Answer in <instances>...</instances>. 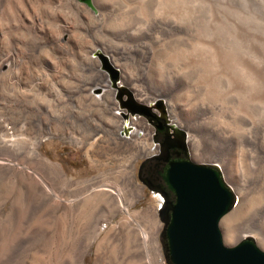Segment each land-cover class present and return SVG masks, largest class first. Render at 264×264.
<instances>
[{"label":"rangeland","instance_id":"obj_1","mask_svg":"<svg viewBox=\"0 0 264 264\" xmlns=\"http://www.w3.org/2000/svg\"><path fill=\"white\" fill-rule=\"evenodd\" d=\"M57 1L90 10L99 4L104 10L103 21L90 36L66 11L73 40H62L61 45L89 58L91 64L81 65L71 57L65 76L48 77V90L43 93L29 92V99L39 98L37 103L49 108L54 117L66 115V123H57V132L20 134L18 41L28 40L22 21L30 18L27 14L40 20L41 4L48 3L0 0V50L13 51L15 56V63L0 69V264H69L72 259L95 264L100 247L99 264L141 263L134 235L119 226L122 213L109 223L100 221L101 234L85 252L84 241L75 247L67 232L53 239L54 230L36 224L31 204L47 194L46 187L61 197V206L66 208L71 199L82 194L84 183L91 185L101 179L124 190L133 201L131 211L154 209L166 264L160 201L135 176L136 162L144 155H134V150L126 147L106 146V136L94 143L99 137L91 136L87 120L98 122L99 114L92 115L93 109L81 92L101 95L103 88L111 94L116 106L113 111L121 119L120 136L128 140L144 139L148 132L151 136L148 114L132 113L122 105L131 98L159 118L166 113L171 123L187 134L191 160L218 165L237 195L235 206L220 222L225 244L234 245L249 236L264 250V0H93V6L79 0ZM42 26L47 27L44 22ZM52 33L55 39L61 38L59 28ZM40 35L38 31L36 38ZM138 40L149 50L144 60L127 46ZM19 46L24 52V46ZM123 47L127 49L123 51ZM72 91L79 92L76 112L70 111L66 98ZM160 94L169 99L157 97ZM142 95L151 99L144 101ZM158 102L163 103L164 113L156 106ZM134 121L136 124L131 123ZM149 140L153 145L151 137ZM194 154L201 159H194ZM42 159L54 166L46 167ZM94 203L90 210L97 209ZM227 217V225L222 226ZM106 237L110 240L100 246Z\"/></svg>","mask_w":264,"mask_h":264},{"label":"bare ground","instance_id":"obj_2","mask_svg":"<svg viewBox=\"0 0 264 264\" xmlns=\"http://www.w3.org/2000/svg\"><path fill=\"white\" fill-rule=\"evenodd\" d=\"M41 2L48 3L41 4V9L42 7L44 9V11L41 12L43 13V16L40 15V17H42L40 20H38L32 16L33 14H27V16L30 18L23 20L22 25L28 31V40L25 43L24 40L23 43L18 41V132L20 134H24L26 132H39L47 134L52 133L53 131L57 132V123H66V115L60 113L58 116L54 117L49 108L37 103V100L39 98L36 100L34 96H31V99H29V92H33L34 94L43 93L48 90V77L60 79L65 76L64 69L67 67V64L69 63L71 57L80 62L81 65L91 64V60H89V58L87 59L86 57L72 52L71 50H64V47H62L61 45L62 40L69 41L73 37L72 30L68 26V21L66 20V18L68 17L64 15L66 11L69 10L70 14H73L75 16V18L80 22L78 27L90 36H94V31L101 27V23L103 21L102 18L104 17V10L99 4H96L93 7V10H90L87 8H82L78 4H58L59 1L57 0H41ZM90 6H93V0H91ZM29 11L31 12L30 8ZM42 22H44V24L46 23L47 27H43ZM56 28L60 29V39H55L54 37H52V32ZM38 31L42 35H44H40L36 38ZM32 34H34L35 37H32ZM25 37L27 38V36ZM133 43L127 46L131 48L132 51L136 50L139 53L140 59L144 60L149 55V50L146 44L141 40H138L135 44ZM20 44L24 46V52H20ZM126 49V47H123V51ZM44 50H46L45 52H47L44 53L45 56L42 55L39 57L38 55H36ZM12 52H10V50L7 52L6 49H4L3 51L0 50V54L2 56L0 69L5 64L15 63V56ZM118 52L121 53V50H118ZM87 53H91V50H89V52ZM97 92H99V90H97ZM157 92L160 93L161 90ZM78 93L79 92L72 91L66 94L68 104H70L69 109H71V112L72 110L74 112L77 111L78 106L75 103V98ZM81 93L83 94V100L93 109H91L92 115L95 113L99 114L98 122L96 121L97 119L92 120L89 118L87 120L89 129L91 131V136L99 137L95 138L94 143H96L98 139L106 136L107 141L104 140L106 146L112 147V145H114L113 148L118 150L121 147H126L127 149L134 150V155H147L150 153L152 154L155 147L149 142V139L151 137L149 136L150 132L144 135V139H141L138 136L134 137L132 140H128L129 137H122L119 135V131L122 127L121 119L120 117H118L116 112L113 111L116 106L113 103L111 94H108L106 92V89L103 88V93L101 95L95 96L91 95V93H88L86 90H82ZM142 96H145L144 101L148 102L151 99L150 96ZM159 96L169 99L167 96L162 94L157 95V97ZM43 118H45L46 120H43ZM131 123L136 124L135 121ZM129 132L130 130L128 129L126 130L125 134H129ZM101 133L104 134V136H101ZM193 157L196 160L201 159V157H199L197 154H194ZM41 162L48 168H52L54 166L50 163H45L44 159H42ZM18 168L21 169L22 167L19 166ZM57 169L59 170L61 177L65 178L60 168ZM25 175L28 176L29 174ZM67 183L68 182L66 181L65 186ZM84 184V187L86 188L82 187V194L77 195L75 198L71 199V205L66 208H62L61 206V197L56 195V193H54L52 189L46 187V189L48 190L47 194H45V196H43L39 201H35L31 204L35 209L33 217L36 220V224L41 227H45L48 230H54L53 234L51 235V238L53 239L55 237H58V235H60L62 231L65 234L67 232L69 236V238L67 239H69L75 247L78 246V243L84 241L85 247H83L82 252H85L101 234L99 225L100 221L102 220L105 221V223H109L115 215L122 213V219L119 223V226L125 228L126 231H128V234L134 235L135 240L133 242L135 243L136 250L134 248L133 251L135 250V252L139 255L138 257H140L139 261H141V263L139 262V264H163V257L157 238V232L160 225L155 218L154 209L148 208L145 211L141 212L131 211L129 206L133 203V201H131L129 197L124 194V190L114 185L112 186L111 184H108L103 179L96 180L91 185L89 183ZM75 185L77 186L79 184ZM156 197H158L161 204V196L156 194ZM91 203L95 204H92V206L94 207L97 205L96 210H94L93 208V210L89 209ZM39 210H42V212ZM149 218H151L152 220H148ZM227 222L228 217L227 219L225 218V220L222 222V226ZM115 229L116 226L112 227L111 230ZM64 238L66 237L64 236ZM108 238L109 237L104 238L101 241L100 246L103 247V244L110 240ZM67 244L68 243H66V245ZM71 247L74 249L73 246ZM70 252L68 251V254L65 253L66 255H69V259ZM100 253L101 247L98 250V256L95 264H99ZM69 264H79V261H73L72 259Z\"/></svg>","mask_w":264,"mask_h":264},{"label":"water","instance_id":"obj_3","mask_svg":"<svg viewBox=\"0 0 264 264\" xmlns=\"http://www.w3.org/2000/svg\"><path fill=\"white\" fill-rule=\"evenodd\" d=\"M79 1L91 4V0ZM122 105L132 113L148 114L147 106L131 98ZM156 106L164 113L162 102ZM174 127L181 142L187 143V134ZM186 157L172 163L164 176L174 193L173 201L158 209L164 223L166 264H264V250L251 237L234 245L224 242L220 222L235 206L237 195L218 165L195 162L188 152Z\"/></svg>","mask_w":264,"mask_h":264},{"label":"flooded vegetation","instance_id":"obj_4","mask_svg":"<svg viewBox=\"0 0 264 264\" xmlns=\"http://www.w3.org/2000/svg\"><path fill=\"white\" fill-rule=\"evenodd\" d=\"M147 116L151 124L149 126L151 139L155 148L152 154L144 155L137 160L135 176L145 189L161 196V206H164L166 201H173L174 199V193L164 179L166 171L172 163L187 159V152L191 159V150L187 143L181 142L174 125L166 113L159 118L151 109H148ZM165 146L167 147L166 150H164ZM161 228L163 231V222ZM161 241L165 250V240L162 235Z\"/></svg>","mask_w":264,"mask_h":264}]
</instances>
